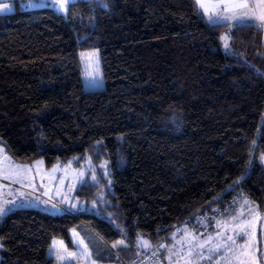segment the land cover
<instances>
[{
  "label": "trees",
  "instance_id": "16d2710c",
  "mask_svg": "<svg viewBox=\"0 0 264 264\" xmlns=\"http://www.w3.org/2000/svg\"><path fill=\"white\" fill-rule=\"evenodd\" d=\"M0 15V144L18 163L107 160L101 216L0 217L1 264H54L86 225L110 261L246 197L264 209V28L209 24L196 0H77ZM98 65L96 86L85 77ZM99 187L76 192L91 202ZM235 209V208H234ZM229 213L227 216L231 215ZM226 217V216H225ZM163 256L162 251L160 252Z\"/></svg>",
  "mask_w": 264,
  "mask_h": 264
},
{
  "label": "rangeland",
  "instance_id": "374dc122",
  "mask_svg": "<svg viewBox=\"0 0 264 264\" xmlns=\"http://www.w3.org/2000/svg\"><path fill=\"white\" fill-rule=\"evenodd\" d=\"M73 1L77 0H70V2ZM16 2H18V5H20L22 9H37L28 7L27 0H0V5L5 3L13 5L11 12L0 13V15L13 13L17 4ZM37 2L42 5L39 8L54 7V4L50 3V0H37ZM196 2L209 24H227L226 28L222 32L220 41L223 51L226 53L230 52V36L232 29L237 25L247 24L248 22H236L231 20L223 21L216 19L214 13L220 12L221 9H214L212 5L218 4L220 0H196ZM200 3L208 6L207 11L200 7ZM210 15L213 16L212 19H209ZM225 43L228 44L227 49L225 48ZM88 70L91 71L90 69ZM88 82H90L92 86H96V84H93L91 80ZM261 124H264V115ZM5 157L8 158V163L4 162ZM19 167H23L24 169V171L20 173V178L24 179L25 184L28 186L21 187L20 183H12L9 180L0 179V205H4L10 200L18 201L20 200V193H24L25 203L30 201L31 206L12 208V210L7 212L5 215L14 210L35 209L51 215H60L64 212H69L93 213L97 216H101L100 207L103 208L107 204L105 194L111 192L112 190L110 169L107 160L96 161L91 155H86L84 158L74 157L67 163L58 162L52 168L47 169L41 159L29 164L14 161L5 150L4 146L0 144V168H3L8 173H15L18 171ZM79 172L84 173L83 178L80 180L77 179V174ZM94 176L96 177L95 180H93ZM86 183L99 187L98 193L91 202L81 200L76 196L78 189ZM243 198L247 199L246 197ZM72 204L77 205V207H70ZM53 205H55V207H53ZM257 206L258 205L255 203L247 205L244 210L249 209L248 215L244 213L243 218L239 222L240 225L246 229V231L242 234V236L237 237V243L238 246L245 248V252L247 254V264H257L258 252H261L260 233L263 234L264 210H260L259 206ZM217 226L218 225L216 223L215 227L208 234L214 235L216 233ZM185 228L188 229L189 233L197 236L201 235L194 231L189 225L176 226L168 235L169 241L164 244H171L174 242L172 240L173 233H176L175 239L179 240L181 236L185 235L183 232V229ZM177 229H181V231H177ZM69 238L72 245L71 247L60 239H55V241H57L55 247H53V242L49 247L47 256L54 260V264H122L121 257L118 255L113 259V261L105 259L103 256L99 258L100 256L98 255H100L103 249L113 251L112 249H116L117 247L114 248L113 246L106 245L105 242L94 235L86 225H80L70 229ZM143 238L146 239L145 237ZM60 241L63 242V245L59 243ZM80 241H83V244H80ZM84 246H87L88 251L92 253L93 259L91 261H85L83 257L76 259L71 255L72 253H79L83 250ZM249 249L251 250L250 252H248ZM161 251L163 253V257L167 255V252L164 250ZM142 253H144V250L138 249L136 246V256H139ZM60 254L66 257L64 261L59 259ZM3 259L4 257L0 254V264ZM164 263L168 264V261L164 259ZM180 264H184V261H180ZM201 264H210V262L205 260L202 261ZM211 264H215V261L211 262Z\"/></svg>",
  "mask_w": 264,
  "mask_h": 264
},
{
  "label": "snow or ice",
  "instance_id": "6c2138e0",
  "mask_svg": "<svg viewBox=\"0 0 264 264\" xmlns=\"http://www.w3.org/2000/svg\"><path fill=\"white\" fill-rule=\"evenodd\" d=\"M57 7L58 11L65 10L70 0H50ZM27 6L31 8H39L42 5L37 2V0H27ZM200 7L207 11V5L200 3ZM212 7L220 8L221 11L214 13L215 18L223 21H246L249 24L257 26L259 28H264V0H220L218 4L212 5ZM13 8L12 4L5 3L0 5V13L11 12ZM213 16L210 15L209 19ZM258 22V23H257ZM223 39V38H222ZM225 48H228V44L225 43ZM85 77L96 84L100 79V74L98 71V65L93 67L91 71L86 67ZM264 160V156L261 157ZM5 163H8V158L5 157ZM39 163V162H38ZM24 171L23 167H19L18 171L15 173H8L3 168H0V179L9 180L12 183H20L21 187L28 186L25 184L24 179L20 178V173ZM84 176L83 172L77 174V179L80 180ZM15 177V178H14ZM96 177H93L95 180ZM74 187V185H73ZM38 199V198H37ZM248 204L245 199L244 204L241 205L242 211L233 216L231 221H217L218 231L213 234L202 233L200 236L189 233L188 229H183L185 233L181 236L179 240H176V233L172 234L171 244L159 243L153 246L151 242L144 239L138 234L136 246L138 249H143L145 253L151 251L153 257L160 254L161 250L167 252V255L163 257L168 261V264H180V261H184V264H201L202 261H215V264H247V254L244 247L238 246L237 237L242 236L246 231L241 225L240 220L244 216L243 208ZM31 206L30 201L25 203V194L20 193V200H10L6 204L0 205V216L5 215L7 212L11 211L15 207H26ZM55 207V205H53ZM72 208H76L77 205H70ZM229 213L235 212V209H229ZM224 215V214H222ZM181 231V229H177ZM125 238L116 241L112 246L114 248L118 246H126ZM63 245V242H59ZM57 241H53V247H55ZM83 244V241H80ZM66 250V249H65ZM251 250L249 249L248 252ZM207 253V254H205ZM76 259L83 257L85 261H91L93 259L92 253L88 251L87 246H84L83 250L79 253L71 254ZM175 258V259H174ZM59 259L64 261L66 257L62 254L59 255Z\"/></svg>",
  "mask_w": 264,
  "mask_h": 264
},
{
  "label": "built area",
  "instance_id": "2783aa9c",
  "mask_svg": "<svg viewBox=\"0 0 264 264\" xmlns=\"http://www.w3.org/2000/svg\"><path fill=\"white\" fill-rule=\"evenodd\" d=\"M236 204V201H232L227 203V205H225L223 208H214L213 211L200 215L195 220V223L191 226V228L199 234L211 232V230L215 227L217 221L227 216L229 214L228 210L235 208ZM260 235L261 264H264V238L262 233ZM121 262L122 264H165L161 253L158 256L153 257L151 251L142 253L131 262L121 258Z\"/></svg>",
  "mask_w": 264,
  "mask_h": 264
},
{
  "label": "crops",
  "instance_id": "0c3cea01",
  "mask_svg": "<svg viewBox=\"0 0 264 264\" xmlns=\"http://www.w3.org/2000/svg\"><path fill=\"white\" fill-rule=\"evenodd\" d=\"M247 201H248V204L247 205H251V204H253V202L252 201H250L248 198L246 199ZM238 203L236 204V206H235V212H233L231 215H229V216H227V217H225V218H221L219 221H224V220H228V221H231L232 220V217L233 216H235L237 213H240L241 211H242V208H241V205H243L244 204V201H245V198H240V199H238ZM247 205L244 207V208H246L247 207ZM258 207V206H257ZM244 208H243V212L244 213H246L247 215H248V212H249V209H246V210H244ZM258 209V208H257ZM260 210H262V209H260ZM264 210V209H263ZM262 210V211H263ZM261 211V212H262ZM264 212V211H263ZM90 229V228H89ZM90 231H91V229H90ZM218 231V226H217V229H216V232ZM93 234H94V232L93 231H91ZM261 234V233H260ZM95 235V234H94ZM263 238H264V228H263ZM99 238V237H98ZM241 239V238H240ZM107 250V249H106ZM102 252L104 253V252H106L105 251V249H103L102 250ZM100 253V255H98V256H100L99 258H101V256H102V254L103 253ZM97 257V256H96ZM105 259H108L106 256H103ZM109 260V259H108ZM257 264H261V255H260V252H258V259H257Z\"/></svg>",
  "mask_w": 264,
  "mask_h": 264
}]
</instances>
